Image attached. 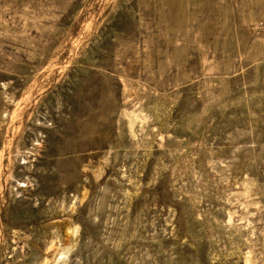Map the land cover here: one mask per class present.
I'll use <instances>...</instances> for the list:
<instances>
[{
    "label": "rangeland",
    "instance_id": "rangeland-1",
    "mask_svg": "<svg viewBox=\"0 0 264 264\" xmlns=\"http://www.w3.org/2000/svg\"><path fill=\"white\" fill-rule=\"evenodd\" d=\"M0 264H264V0H0Z\"/></svg>",
    "mask_w": 264,
    "mask_h": 264
}]
</instances>
